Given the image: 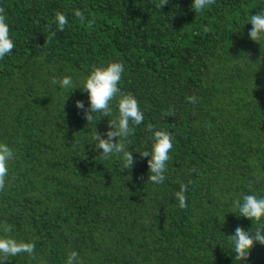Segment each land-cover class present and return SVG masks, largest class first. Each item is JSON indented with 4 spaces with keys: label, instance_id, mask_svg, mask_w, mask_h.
I'll return each mask as SVG.
<instances>
[{
    "label": "trees",
    "instance_id": "16d2710c",
    "mask_svg": "<svg viewBox=\"0 0 264 264\" xmlns=\"http://www.w3.org/2000/svg\"><path fill=\"white\" fill-rule=\"evenodd\" d=\"M79 10L84 21L75 15ZM264 0H0L14 41L0 58V143L13 157L0 188V237L34 244L3 264H264V245L237 260L230 237L264 220L239 217L236 200L264 196V39L247 20ZM57 12L68 24L58 30ZM144 120L122 154L93 137L118 115L87 121L77 87L108 62ZM189 97H195L192 102ZM171 133L163 183L149 179L152 130ZM187 189L189 210L176 193ZM264 235V233H261Z\"/></svg>",
    "mask_w": 264,
    "mask_h": 264
},
{
    "label": "clouds",
    "instance_id": "9594fccd",
    "mask_svg": "<svg viewBox=\"0 0 264 264\" xmlns=\"http://www.w3.org/2000/svg\"><path fill=\"white\" fill-rule=\"evenodd\" d=\"M212 0H192V4L196 10H203L209 7ZM75 15L80 17L83 22L85 17L79 10L75 11ZM54 22L58 30H63L68 20L64 13L57 12L55 14ZM247 25H252L248 36L255 42L264 39V10L252 14L246 21ZM14 41L9 35V26L6 18L0 16V58L10 54L14 48ZM124 71L122 62L111 61L106 65L94 67L90 73L83 78L80 86L77 87L73 81L72 76L66 75L60 80L53 82L58 84L61 88L76 89L80 88L82 92L87 93L88 107L82 100L75 101L77 110L84 109L83 116L89 121H94L95 116L100 114L102 116H109L112 114L111 101L117 99L118 115L110 121V125L114 128L113 131L107 132V138H103L99 132L96 131L93 137L96 142L97 150L104 157H108L113 153L122 154L126 166L132 168L134 164L133 152L127 150V146L123 142H118L114 138H127L131 132L134 131L130 127V122L139 125L144 120V115L139 107L138 100L132 94L121 93L118 87ZM192 102H195V97H189ZM152 143L150 150L140 153L142 156L149 157V179L155 183H163L166 170V162L169 160V150L172 149L173 137L171 133L165 130H152ZM13 157V151L3 143H0V188L4 186L5 177L8 173V162ZM179 201V206L185 212L189 210V201L187 198V189L182 186V191L176 193ZM235 211L239 217H246L249 220L261 221L264 220V196H257L256 194H246L240 200H236L234 204ZM255 236L249 231H245L241 227H237L235 234L230 237L234 248V254L237 260H246L255 242L264 245V227H258L255 230ZM34 244L30 242L17 241L12 237H0V264L11 256H16L22 252L32 253ZM78 253L75 251L71 253L68 258V264H73V260L77 259Z\"/></svg>",
    "mask_w": 264,
    "mask_h": 264
}]
</instances>
